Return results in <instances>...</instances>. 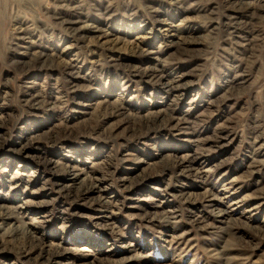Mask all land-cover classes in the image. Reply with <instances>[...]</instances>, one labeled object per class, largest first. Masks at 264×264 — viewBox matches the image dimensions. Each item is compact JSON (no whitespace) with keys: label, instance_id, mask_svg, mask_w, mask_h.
<instances>
[{"label":"rangeland","instance_id":"obj_1","mask_svg":"<svg viewBox=\"0 0 264 264\" xmlns=\"http://www.w3.org/2000/svg\"><path fill=\"white\" fill-rule=\"evenodd\" d=\"M0 264H264V0H0Z\"/></svg>","mask_w":264,"mask_h":264}]
</instances>
